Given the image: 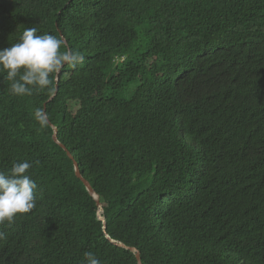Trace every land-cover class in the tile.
I'll return each mask as SVG.
<instances>
[{
  "label": "trees",
  "instance_id": "1",
  "mask_svg": "<svg viewBox=\"0 0 264 264\" xmlns=\"http://www.w3.org/2000/svg\"><path fill=\"white\" fill-rule=\"evenodd\" d=\"M27 27L85 61L49 101L0 75V171L38 185L0 264H264V0H0V48Z\"/></svg>",
  "mask_w": 264,
  "mask_h": 264
},
{
  "label": "clouds",
  "instance_id": "2",
  "mask_svg": "<svg viewBox=\"0 0 264 264\" xmlns=\"http://www.w3.org/2000/svg\"><path fill=\"white\" fill-rule=\"evenodd\" d=\"M62 47H65L62 37L41 35L36 27H27L16 43L0 48V75L10 82V94L22 97L34 92H54L53 77L66 66L76 69L85 61L79 51H61ZM33 115L42 128L48 125L47 114L42 109L37 108ZM31 167L29 161L14 162L7 172L0 171V225L7 222L10 226L17 214L29 213L37 206L38 185L27 174ZM83 264L101 262L93 252L87 251Z\"/></svg>",
  "mask_w": 264,
  "mask_h": 264
},
{
  "label": "water",
  "instance_id": "3",
  "mask_svg": "<svg viewBox=\"0 0 264 264\" xmlns=\"http://www.w3.org/2000/svg\"><path fill=\"white\" fill-rule=\"evenodd\" d=\"M62 38H63V37H62ZM57 79H58V76L56 75V77H55V81H56V82H57ZM56 91H57V86L55 85L54 92L51 94V96L48 98L47 101H49L50 99H52V98L54 97ZM44 106H45V105H44ZM44 110H45V108L43 107V111H44ZM52 139H53L55 142L58 143V141H57V137H56V130H55V128L53 129ZM59 145H61V147L65 150L66 155H67L68 157L71 158L72 156H71L70 152L67 151L66 148H65L61 143H59ZM72 163H73V172H74V175L82 181V183L84 184V187H85L86 191H87L90 195L93 196V198L95 199L96 203L99 205L98 196H97V194L93 191V189H92V187L90 186V184L88 183V181H87L85 178H83V176L81 175L80 170H79V167H78V163H77L75 160H72ZM119 245H121V244H119ZM128 248L131 249V250H133V248H131V247H128ZM135 257H136V259H137L138 264H140L139 254H138L137 251L135 252Z\"/></svg>",
  "mask_w": 264,
  "mask_h": 264
},
{
  "label": "bare ground",
  "instance_id": "4",
  "mask_svg": "<svg viewBox=\"0 0 264 264\" xmlns=\"http://www.w3.org/2000/svg\"><path fill=\"white\" fill-rule=\"evenodd\" d=\"M99 209H101V208L99 207ZM98 218L101 219V220L103 221V217H102V215H101V216L98 215ZM117 244L119 245V244H121V243H117ZM120 246H123V244H121ZM127 248H128V247H127ZM131 248H132V247H131ZM128 249H129V248H128ZM130 250H131V249H130ZM133 251H135L134 248H133ZM135 252H136V251H135Z\"/></svg>",
  "mask_w": 264,
  "mask_h": 264
},
{
  "label": "rangeland",
  "instance_id": "5",
  "mask_svg": "<svg viewBox=\"0 0 264 264\" xmlns=\"http://www.w3.org/2000/svg\"><path fill=\"white\" fill-rule=\"evenodd\" d=\"M98 215L101 216V209H98Z\"/></svg>",
  "mask_w": 264,
  "mask_h": 264
}]
</instances>
